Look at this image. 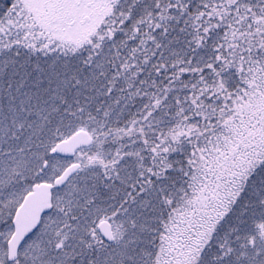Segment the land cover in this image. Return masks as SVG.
Masks as SVG:
<instances>
[{"label":"snow or ice","instance_id":"obj_1","mask_svg":"<svg viewBox=\"0 0 264 264\" xmlns=\"http://www.w3.org/2000/svg\"><path fill=\"white\" fill-rule=\"evenodd\" d=\"M0 264H264V0H0Z\"/></svg>","mask_w":264,"mask_h":264}]
</instances>
